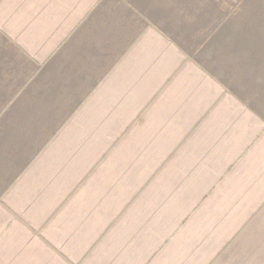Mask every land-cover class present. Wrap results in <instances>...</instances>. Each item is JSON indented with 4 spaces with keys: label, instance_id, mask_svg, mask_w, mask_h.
<instances>
[{
    "label": "crops",
    "instance_id": "0c3cea01",
    "mask_svg": "<svg viewBox=\"0 0 264 264\" xmlns=\"http://www.w3.org/2000/svg\"><path fill=\"white\" fill-rule=\"evenodd\" d=\"M0 264H264V0H0Z\"/></svg>",
    "mask_w": 264,
    "mask_h": 264
}]
</instances>
